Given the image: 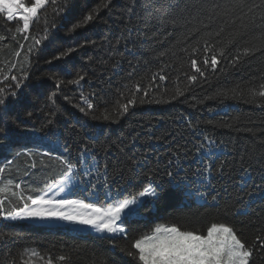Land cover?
Here are the masks:
<instances>
[{
  "label": "trees",
  "instance_id": "16d2710c",
  "mask_svg": "<svg viewBox=\"0 0 264 264\" xmlns=\"http://www.w3.org/2000/svg\"><path fill=\"white\" fill-rule=\"evenodd\" d=\"M226 3L227 0H112L104 9L98 7L102 0H73L71 11L59 16L54 15L56 5L50 3L46 11L41 10L40 22L30 25L27 41L23 34H15V28L22 27L21 22L17 25L0 18V34L9 37L0 43V88L14 85L11 75L18 78L26 75L19 92L28 101L26 109L33 112L31 118L19 109L9 112V119L15 124L24 122L19 129L12 125L15 149L22 155L6 168L0 180L21 183L26 194L29 184L43 188L59 179L62 167L55 156L63 154L65 144L71 146L73 160L82 144H86L97 154L101 165H110L109 176L115 177L113 190L128 196L146 187L149 178L167 181L163 170L172 159L183 167L181 175L186 171L196 182L193 195L169 189L167 201L156 211L145 212L146 219L133 222L129 238L118 239L117 245L130 248L136 238L150 232L158 223L175 224L182 230L200 234L206 233L211 223H227L248 243L264 233V195L254 199L247 195L254 184L264 185V107L248 102L249 90L264 83V54L257 52L244 57L235 67L229 63L237 52L264 44L261 30L250 24L253 14L248 13V7L259 4L260 0H246L242 8L236 7L227 14L222 8L211 11L212 5ZM93 8H98V18L69 32L70 26ZM215 12L221 14L217 16ZM210 14L214 19H208ZM45 16L49 26L46 40L43 39ZM233 19L235 23L231 22ZM173 20L175 25L170 23ZM241 20L249 24L247 30L241 27ZM53 21L55 28L51 27ZM5 29H11L16 39L12 40ZM237 30L244 35L236 37L235 44L230 46L229 41ZM217 32L220 34L216 35ZM31 37L42 42L28 53V48L34 45ZM205 40L215 46L220 63L214 72L207 69L205 77L190 83L185 73L194 72L189 57L192 48L201 49L192 56L198 61L212 54L202 51ZM21 44L23 49L19 47ZM69 47L75 51L62 60L48 63L53 55ZM185 48L187 53L181 51ZM220 50L225 52L223 57H219ZM16 51L21 52L19 57L15 56ZM12 63L17 65L15 69L11 68ZM77 73L85 75V79L79 85L68 84ZM161 75L166 79L160 80ZM58 80L65 82L59 89ZM137 84L148 91L147 96L143 91H135ZM178 90L183 94H178ZM52 93H55L54 103L47 99ZM81 93L93 103V109H87ZM129 99H135L136 103L123 113L120 105ZM80 107L89 115L81 113ZM49 109L56 113L52 117L55 136L24 130L33 124L39 127ZM77 120L86 126L87 132L80 129ZM101 132L103 135H99ZM194 133L214 139L215 156L228 161L227 173L211 181L220 194L215 202L209 196L208 204L195 194L197 189L206 191L204 185L208 179L192 176L195 165L189 167V162L181 159L185 150L193 147ZM25 150H32L33 155L23 154ZM48 151H52L51 157L44 155ZM133 154L147 157L146 167L130 172L129 157ZM11 159L12 154L0 147V167ZM32 163L35 168L30 166ZM243 167L250 169V176L241 175ZM157 169L159 174L153 176L152 170ZM121 170L123 178L116 175ZM99 178L103 180L102 175ZM0 232L11 236L6 244L0 241V264H23V261L45 264L40 257H29L25 249L53 258L54 264H135L119 248L112 251L107 240L75 233L68 226L46 228L0 217ZM61 255L69 259L56 261ZM261 256L264 253L256 254L253 264H264Z\"/></svg>",
  "mask_w": 264,
  "mask_h": 264
},
{
  "label": "snow or ice",
  "instance_id": "6c2138e0",
  "mask_svg": "<svg viewBox=\"0 0 264 264\" xmlns=\"http://www.w3.org/2000/svg\"><path fill=\"white\" fill-rule=\"evenodd\" d=\"M50 3L56 5L54 12L56 16L71 11L73 6V0H61L60 3H57V0H27V2L26 0H0V18L8 23L16 22L17 25L22 22V27L17 26L15 28V34H23V39L27 41L30 38L27 35L30 25L40 22L41 10L46 11V6ZM245 3L246 0H227L224 5H212L211 11L222 8L224 14H227L236 7L242 8ZM111 4L112 0H102V4L98 7L107 9ZM257 9L259 10L258 14L256 12ZM248 13L253 14L250 19L252 28L260 29L261 38L264 39V0H260L259 4L253 3L249 6ZM220 14V12H215L217 16ZM98 16V8H93L80 21L72 24L69 32L77 31L81 25H87L97 19ZM208 19H214V16L210 14ZM231 22L235 23V20L233 19ZM170 23L175 25L176 21L173 20ZM51 27L55 28V21H53ZM241 27L247 30L249 24H245L241 20ZM4 31L9 34L12 33L11 29H5ZM196 31H199V29H196ZM220 31H223V28ZM48 32V20L45 16V35L43 39H48ZM15 34H11L12 40L16 39ZM219 34V32L216 33V35ZM243 35V32L237 30L233 40L229 41V45L235 44L236 37H242ZM8 38V35L0 34V43ZM31 39H33L34 45L28 48V53H32L35 45H40L42 42L41 39H36L35 37H31ZM19 47L23 49L24 45L21 44ZM214 48L213 44L205 40L202 51L205 54H212L210 56L205 55L200 61L192 58V56L201 51V49L192 48L189 57L190 66L194 72L190 75L185 73L187 81L195 83L198 77H205L207 69H211L213 72L217 69L220 59ZM74 51L75 49L71 47L62 50L58 55H53L52 60L48 61V63L62 60ZM181 51L188 52L186 48L181 49ZM257 52L264 54V44L259 48H245L242 52H237L229 63L235 67L242 58L255 55ZM20 55V51L15 52L16 57ZM224 55L225 52L220 50L219 57ZM28 63L30 64L31 61H28ZM16 66L15 63L11 64L12 69H15ZM20 71L24 72L23 66H21ZM10 79L15 81L11 88H0V147L12 154V159L6 160L5 166L0 167V176L5 173L6 168L13 163L16 157L22 155L20 151L15 149L14 133L12 131V125L15 122L9 119V112L19 109L24 111L28 118L33 116V112L28 111L25 107L28 101L23 99V93L19 92L27 76L22 75L18 78L16 75H11ZM84 79L85 75L77 73L76 78L67 81V83L79 85L80 81ZM159 79L165 80L166 77L161 75ZM64 83V81L58 80L56 88L59 89ZM135 91H143L145 96L148 95V91L141 89L139 84L135 86ZM178 94L182 95L183 93L178 90ZM240 94L243 95L242 91ZM249 94L251 96L249 103L264 107V83H261L258 88L250 89ZM222 95L227 96V93H222ZM54 96L55 93H52L47 99L54 103ZM81 98L85 99L88 110L94 108L93 103L88 102L84 98L83 93H81ZM135 103V99H129L127 103L120 105L119 110L126 113L129 105ZM43 111L44 109H41V112ZM79 111L86 116L89 115L84 107H80ZM55 115V111L49 109L45 118L41 120L39 127L33 124L32 128H25L24 130L44 132L46 137L49 135L55 136L53 131L55 121L52 118ZM104 119L107 120L108 117L105 116ZM23 123L21 121L20 124H15V128H21ZM76 123L80 124V121L77 120ZM80 129L87 132L84 124H80ZM99 135H103V133L101 132ZM194 138L193 147L186 149L181 159L188 161L189 167L193 164L195 165L192 176L208 179V184L204 185L206 191L197 189L195 193L205 204H208L209 196L211 201L215 202L220 194L216 190V185L211 181L217 175L222 177L227 173L226 166L228 161L215 156L213 147L216 146V141L214 139L195 133ZM23 154L32 156L33 152L32 150H25ZM44 155L51 157L52 151H48ZM173 155L177 154L174 153ZM129 159L132 165L129 169L130 172H136L137 169L146 167L148 160L147 157H136L135 154ZM55 160L62 167L59 179L52 183H46L43 188L29 184L27 185V194L21 183L14 184L12 179H8L6 182L0 180V217L11 221H62L72 225L86 226L98 233L100 239L107 240L112 247V251L119 248V251L130 257L135 264H253V257L258 253H264V233L258 234L251 243H248L238 235V231L233 226L220 222L211 223L204 234H200L195 230H182L181 227L175 224L160 223L155 225L150 232L143 233L139 238H136L131 243L130 248L120 247L116 241L118 239H128L129 233L132 231L131 225L133 222L146 219L144 217L145 212H154L160 205H163L169 198V189H175L184 192L186 196H191L193 195L192 187L196 182L189 178L186 171L184 175H181V171L184 170L183 167L179 162L169 159L163 170V175L168 177L167 181H157L149 178L147 186L143 187L141 191L124 196L119 191L115 194L113 193L115 177L109 176L108 169L110 165L107 163L101 165L97 159V154L86 144H82L75 160L71 156V146L65 144L63 154L56 155ZM30 166L32 168L36 167L35 163ZM101 167L103 172H101ZM25 174L27 175V172ZM158 174V169L152 170L153 176ZM101 175L103 180L99 178ZM116 175H120L123 178V170L116 173ZM241 175L250 176V169L243 167ZM129 178L134 179L135 177L130 176ZM241 182L244 183V181ZM77 190L85 192L89 197L97 198L103 206H97L95 203H85L83 199L68 198L69 194ZM224 191H227V189L225 188ZM32 193L37 194L33 195ZM49 193L52 194L50 195ZM247 195L250 199H254L258 195H264V185L254 184ZM10 239L11 236L8 233L0 232V241L6 244ZM24 252L29 257H40V259L45 261V264H54L53 258H45L35 250L25 249ZM261 258H264V256H261ZM67 259L69 258L63 255L55 258L58 262H63ZM23 264H30V261H23Z\"/></svg>",
  "mask_w": 264,
  "mask_h": 264
},
{
  "label": "rangeland",
  "instance_id": "374dc122",
  "mask_svg": "<svg viewBox=\"0 0 264 264\" xmlns=\"http://www.w3.org/2000/svg\"><path fill=\"white\" fill-rule=\"evenodd\" d=\"M26 2H27V0H26ZM113 193L115 194L116 191L113 190ZM49 194L51 195L52 193H49ZM57 198H59V197H57ZM68 198H70V199H83L85 201V203H95V204H97V206H103V205H101L100 200H98L95 197H89V196H87V194L85 192L79 191V190L69 194ZM105 203H107V202L105 201ZM16 222H27V223H29L31 225H34V226L46 227V228L54 227L56 225H60L61 227L68 226L75 233L82 234V235H87L88 234V235H93L95 237H99L98 233H96L92 229H89L86 226L72 225V224H68L66 222H62V221L17 220ZM158 224H160V223H158Z\"/></svg>",
  "mask_w": 264,
  "mask_h": 264
}]
</instances>
